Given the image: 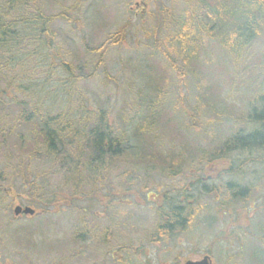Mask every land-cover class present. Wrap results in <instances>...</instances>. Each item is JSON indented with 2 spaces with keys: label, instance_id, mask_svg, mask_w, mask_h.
<instances>
[{
  "label": "trees",
  "instance_id": "1",
  "mask_svg": "<svg viewBox=\"0 0 264 264\" xmlns=\"http://www.w3.org/2000/svg\"><path fill=\"white\" fill-rule=\"evenodd\" d=\"M185 1L187 6L180 14V24L165 38L167 49L159 51L169 69L179 76L183 74L182 65L193 72L192 64L199 61L208 39H214L223 54L235 62L255 40L264 36V0ZM45 2L0 0V80L4 87L0 90V153H7L13 146L24 150L25 160L19 157L11 169L19 178L17 187L27 194V205L70 206L72 199L101 200L100 195L104 201L99 203L106 202L108 206L116 198L127 203L124 191L131 189L111 184L115 179L111 176V162L126 161L131 168L147 175L152 170L149 162L157 161L163 171H174L168 177L177 182L169 183L162 192L154 185L158 202L154 205L152 239H169L176 232L194 231L199 226L211 228L218 219L212 215L215 209H225V213L245 209L252 195L250 187L254 186L249 182L256 183L264 177V91L254 96L255 102L246 111L237 114L227 107L218 108L208 85L207 88L197 85L199 100L217 116H226L228 122L225 132L207 134L211 138L207 147L188 141L177 144L159 134L158 120L162 114L157 117V109L167 98V90L161 96L147 86L136 113L125 119L124 125L115 126L107 108L95 109L87 104L78 83L97 74L104 54L121 42L122 33L108 34L103 43L87 51L98 59L92 73L84 78L82 65L73 66L53 52L56 31L53 23L58 18L65 22L69 19L64 12L50 14ZM78 7L79 1L67 9ZM53 55L60 62L57 63L56 57L55 63H49ZM196 81L205 83L201 77H196ZM13 90L24 98L18 99ZM6 103L20 106V114L12 123L2 115ZM216 159L226 164L214 176L205 174L204 163ZM142 176L135 174L134 178L123 179L130 180V184L148 179ZM140 184L139 193H148V182ZM104 188L109 193L105 194ZM67 190L69 195H65ZM4 191L0 188L1 195ZM208 196L213 197L212 207L205 200ZM118 209L120 217L124 210ZM257 226L264 232V223L259 221ZM105 241L106 236H102L100 242ZM112 257H116V264L132 261L121 252L119 257L115 253ZM250 259L253 264H264V252L254 248Z\"/></svg>",
  "mask_w": 264,
  "mask_h": 264
},
{
  "label": "rangeland",
  "instance_id": "2",
  "mask_svg": "<svg viewBox=\"0 0 264 264\" xmlns=\"http://www.w3.org/2000/svg\"><path fill=\"white\" fill-rule=\"evenodd\" d=\"M44 1L50 14L64 12L69 19L65 22L58 18L53 23V52L73 66L82 65L84 78L92 73L98 59L87 51L103 43L108 34L122 33L121 42L104 54L97 74L78 83L87 104L95 109L107 108L115 126L124 125L125 119L136 113L147 86L156 95L162 96L167 90V98L157 109V117L162 114L158 120L159 134L177 144L188 141L207 147L211 140L208 135L217 130L225 132L228 122L226 116H217L199 100L197 85H208L218 108L227 107L237 114L246 111L255 102L254 96L264 91V36L255 40L235 62L223 54L214 39H208L199 61L192 64L193 72L184 65L180 67V76L169 69L159 51L167 49L165 38L180 24V14L187 6L185 0ZM78 1V8L67 9ZM56 57L53 55L49 63H55ZM196 77L205 83L198 84ZM2 86L0 80V90ZM13 94L24 98L20 92L13 90ZM2 113L12 123L20 114V106L6 103ZM24 154L15 146L0 153V188L5 189L0 194V264H116L112 254L119 257L120 252L131 257L130 264H178L201 259L205 254L210 256L211 264H253L250 256L254 248L264 252V232L257 226L259 221L264 223V177L256 183L249 182L254 186L250 187L252 195L245 209L237 213L215 209L212 215L218 219L213 227L199 226L194 231H179L169 239L156 241L151 237L156 219L154 205L158 202L154 185L159 186L160 192L168 189L169 183L177 182L168 177L174 171H163L159 162L150 161L148 166L152 170L146 175L126 161H113L111 176L115 179L111 184L131 189L124 191L127 203L116 198L108 206L106 202L99 203L104 201L100 195L101 200L72 199L70 206L43 204L42 208H35L37 213L33 217L15 216L14 207L26 206L28 197L24 189L17 187L19 178L14 176L11 166L17 165L19 157L25 160ZM224 164L217 159L205 162L203 172L214 176ZM176 172L180 173L178 169ZM135 174L148 177L141 181L150 185L148 193H139L141 182L124 181V177L134 178ZM68 193L69 190L65 195ZM104 193H109L108 189ZM205 200L210 205L213 197ZM120 207L124 212L119 217ZM102 236H106L104 244L100 242ZM123 246L128 249H122Z\"/></svg>",
  "mask_w": 264,
  "mask_h": 264
},
{
  "label": "water",
  "instance_id": "3",
  "mask_svg": "<svg viewBox=\"0 0 264 264\" xmlns=\"http://www.w3.org/2000/svg\"><path fill=\"white\" fill-rule=\"evenodd\" d=\"M14 214L20 215V214H27V215H33L35 213V210L30 206H20L17 205L14 207ZM183 264H211L210 257L205 255L200 260H187Z\"/></svg>",
  "mask_w": 264,
  "mask_h": 264
}]
</instances>
